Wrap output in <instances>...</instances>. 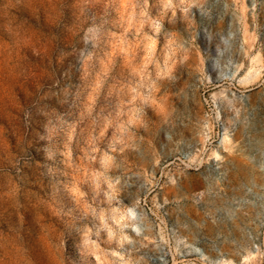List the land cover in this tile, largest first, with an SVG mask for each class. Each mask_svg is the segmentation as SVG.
Masks as SVG:
<instances>
[{"label": "rangeland", "instance_id": "rangeland-1", "mask_svg": "<svg viewBox=\"0 0 264 264\" xmlns=\"http://www.w3.org/2000/svg\"><path fill=\"white\" fill-rule=\"evenodd\" d=\"M0 264H264V0H0Z\"/></svg>", "mask_w": 264, "mask_h": 264}]
</instances>
